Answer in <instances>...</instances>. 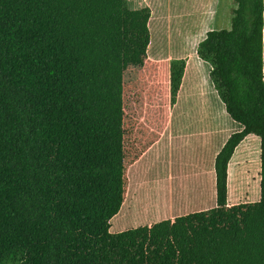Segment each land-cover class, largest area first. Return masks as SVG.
I'll list each match as a JSON object with an SVG mask.
<instances>
[{"label": "trees", "instance_id": "obj_1", "mask_svg": "<svg viewBox=\"0 0 264 264\" xmlns=\"http://www.w3.org/2000/svg\"><path fill=\"white\" fill-rule=\"evenodd\" d=\"M232 1L231 28L197 48L243 127L215 160L217 206L113 234L129 169L164 134L187 62L149 58V7L0 0V264H264V0ZM252 134L261 197L229 205V163ZM136 183L139 222L198 205L131 171Z\"/></svg>", "mask_w": 264, "mask_h": 264}, {"label": "rangeland", "instance_id": "obj_2", "mask_svg": "<svg viewBox=\"0 0 264 264\" xmlns=\"http://www.w3.org/2000/svg\"><path fill=\"white\" fill-rule=\"evenodd\" d=\"M129 8L138 10L143 7H149L152 12L150 27L153 35L150 44V56L159 55L162 60H172L175 58H190L195 55L198 44L206 37V33L213 29H230L233 9L235 5L232 0H127ZM202 73L201 77H195L193 69L189 68L186 74V85L195 79L202 80L209 86L208 94L213 96L212 103L215 106V112L211 110L203 90L189 91L184 88L183 109L177 115L179 105L174 106L172 110L171 129L174 133H180V137L186 133L193 138L211 134L215 128H222L217 133L216 138L219 144L223 143L236 129L233 121L227 116L220 101H218L215 92L208 77V68H197ZM197 81L193 84L197 87ZM192 130L189 132L188 130ZM207 132V133H206ZM185 134V136H188ZM176 153L179 155L187 154L188 150L196 149L200 153L204 143L197 138L188 143L184 151L182 141L175 142ZM252 147V153L248 156L237 153L230 168V179L234 176L236 183L230 182L231 202L240 204L254 202L258 200L260 192L261 179L258 177V160L261 146L254 147L252 141H248L246 152ZM248 156V157H247ZM186 162L182 157L171 154L167 158L161 157L160 146L150 155L146 156L140 165L132 171L136 173V178L145 184L153 186L155 180L164 178L166 171L173 176L185 174ZM142 172V176L140 173ZM131 170H129V174ZM250 173V175H248ZM129 181H130V176ZM238 186V188H235ZM141 188V187H140ZM141 195L142 192L140 191ZM119 220V219H118ZM117 221L111 222V227L115 229ZM115 234V233H114Z\"/></svg>", "mask_w": 264, "mask_h": 264}, {"label": "crops", "instance_id": "obj_3", "mask_svg": "<svg viewBox=\"0 0 264 264\" xmlns=\"http://www.w3.org/2000/svg\"><path fill=\"white\" fill-rule=\"evenodd\" d=\"M235 8H236V6H235ZM149 28H150V32H151L150 22H149ZM207 33H206V35H207ZM152 38H153V35L151 32V41H152ZM149 49H150V45L148 48V56L151 60H153V61H171V60H162L159 58V55L154 56V58L151 57ZM176 59H185L187 62L185 74H184L183 81H182V85H181V88H180L178 96H177L176 104L174 105L175 107L179 105L177 115H179L181 110L183 109V102L184 101L182 98V94H184L183 97H185L184 88L189 89V91H195L197 89L203 90V94L205 93V97H206L205 99L207 100L209 107L211 108V110L213 112H215V106L212 103L213 96L211 94L207 93V91L209 90V86L204 84L202 82V80L200 81V79H199V81H197L195 79L191 83H188L187 86H185L186 85V74H187V70L189 68L194 70L196 78L197 77L202 78V73L200 71H198L197 68L202 67V68H208L209 69V73H208V77L210 80L209 83H211L213 91L215 92V95H216L218 101H220L223 109H225V106H224L223 102L221 101V99L219 98V96L215 90L214 84L212 83V81L210 79V72L212 70L211 65L209 63L201 60L197 56V51H196L195 55L190 57V58H184V57L181 58L180 57V58H175L172 60H176ZM196 81H197V87H194L193 84ZM225 112H226V109H225ZM226 114H227V112H226ZM227 116L229 117L228 114H227ZM172 117H173L172 110H170L169 124H168L164 134L162 135L161 139L153 147H151V149L149 151H147V153L145 155H143V157L139 161H137L134 165H132L129 170L132 171L136 166L140 165V163L144 160V158L146 156L150 155L159 146L161 149V157H163V158H167L171 154H175L176 156L182 157L183 160L187 164L186 165V171L187 172L185 174L180 175V176H173L166 171L164 178H161V179L158 178L157 180L154 181V182L158 183V184H154L155 185L154 190H158V189L161 190V189L168 187V186L169 187L171 186L172 190L173 189L177 190V189H180V187H185V190L187 191L186 192L187 198L190 200V202L192 201V203H194L195 201H198V205L196 207H193L192 209L184 211V212H172V214H170V215L158 217V218L152 219L150 221H146V222H139V219H141L143 217H141L140 215H137L135 213L134 205H135V202L139 198V195H140L139 192L141 190H139L140 187H138L137 183L134 185L133 184L130 185V181H129L126 201L124 202L120 212L111 220V222L117 221V225L115 226V229H113L111 227V229H110L111 233H113V234L114 233H121V232L128 231L131 229H136L139 227L158 223V222H161L164 220L173 219L176 217H181V216L189 215V214L196 213V212L207 211V210L213 209L217 206L215 160H216L218 153L222 150L223 146L225 145V143L227 142V140L230 138V136L232 134L221 144H219V141L216 138V136H217L218 132L222 131V128H220V130L218 128H215L214 131L208 135L205 134L203 136H196L193 138L192 136L188 135L189 133L185 132V134L188 136H185V134H184L183 137H180L179 132L176 134V133H174V130L171 129ZM229 119L231 121H233L230 117H229ZM233 123L235 124L236 129H238L235 133L243 130V127L241 125L237 124L234 121H233ZM188 131L191 132L192 130L190 129ZM197 138H199L200 140L202 139L203 143H204V146H203L200 153H197L196 149L188 150L187 154L182 153V155H179V153H176L177 152L176 151L177 146L175 145V142L182 141V143H183L182 149L185 151L188 147L187 145L190 142V140L197 139ZM248 141H252L254 147H259V151H260L261 139L258 136L253 135V134L247 136L246 139L237 147V149H236V151H235V153H234V155H233V157L229 163V168H228V204L229 205H236L237 204V203L231 202V199H230V189H231L230 168H231V164L233 163L235 157L237 156L238 151H240V157H242V155L245 156V154H247V152H250V150H252V147L249 148V150L247 152L244 150L248 144ZM257 162L259 164L258 169L260 170L258 177H260V179H261V176H260V174H261L260 153H259V160ZM193 173H197L200 175L201 178L199 180L200 181L199 184L195 183L193 181V177H192ZM128 175L130 176L129 172H128ZM248 175H250V173ZM260 197L261 196H260V192H259L257 201L260 200ZM257 201H254V202H257ZM176 206H179V205H176ZM159 211H162V209H160ZM126 223H129V224H126Z\"/></svg>", "mask_w": 264, "mask_h": 264}]
</instances>
